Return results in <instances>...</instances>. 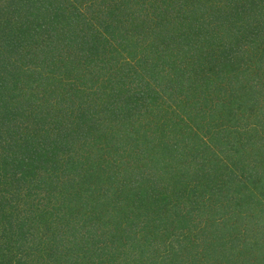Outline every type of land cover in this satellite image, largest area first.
<instances>
[{"label": "rangeland", "instance_id": "374dc122", "mask_svg": "<svg viewBox=\"0 0 264 264\" xmlns=\"http://www.w3.org/2000/svg\"><path fill=\"white\" fill-rule=\"evenodd\" d=\"M108 1L110 0H105V4ZM245 6L251 8L244 13L249 22L255 18L264 20V4H261V8L249 3ZM20 9L24 11V7ZM178 16L184 15L179 12ZM21 17L22 14H18L10 1L0 0V19L8 23V28L21 22ZM125 17H121L120 23L127 30L129 42L134 43L132 40L137 39L136 32L140 31V27L130 12ZM261 26L247 25V38L254 42L248 40L244 43L246 55L240 59L238 66L232 64L231 67H235L233 71H236L230 81H202L200 79L205 78L201 77L207 73L205 66L189 67L187 64L178 67L176 64L179 62H192L184 58H176L174 65L169 60L163 81L157 83L156 80H150L153 88L157 89V94L154 90V95L149 100H139L141 108L145 109L139 114L147 118L149 116L154 121L158 120L159 126L167 124L171 128H174L171 123L179 120L177 127L183 133L181 136L192 146L191 150L196 149L197 152L195 158H187L191 163L188 168L169 170L168 178L159 179L158 176L155 179L165 185V188L154 189L156 184L153 182L147 185L148 197L142 209L153 208L148 219L134 215L132 219L136 220V225H130L127 221L128 223H124L126 227L118 228L119 230L115 229V225L112 228H107V224L103 225L110 219L104 213L105 207L94 209L95 200L99 199L103 189L94 187L95 183L90 185L85 181L89 172L97 171L108 161L116 162L113 140L108 136V128H105L100 133L99 143L92 145L93 138L82 132L86 128L77 127L80 119L77 107L80 104L87 106L89 114L86 116H92L95 111L92 104L95 101L98 103L97 110L120 103L116 98L122 99L123 94L115 92L111 95V90L102 86L109 85V79H104V76L111 73L115 75L121 67L120 60H115L118 62L114 71L112 69L103 73L94 82V63L90 68L81 67L75 61L79 56L71 60V55H63L64 62L71 64L75 68L73 70L79 71L77 74L72 73V70L65 73L64 67L60 66L64 85L72 84L70 94L75 93L73 88L79 89L74 100L71 96L65 98L64 104L58 103L61 98L49 100V107L40 100L30 107L35 111L27 109L30 101H26L18 109L21 113L12 117L13 122L19 123L17 126L24 134V140L38 138L40 134L42 138L48 134V138L53 139L59 133L58 138L63 142H56L53 146L55 149L47 154L46 162L35 160V166L28 169L23 177L22 170L15 169V173L13 171L0 178V196L6 199L10 197L9 202H17L19 205L23 199L28 198L30 206L39 212V216L35 217L39 218V223L32 227L27 239L9 242L10 232L4 234L2 227L5 220L9 219L11 211L16 212L17 209L13 207L12 210V205L9 204L0 210V242L5 240L4 244L10 243L8 245L11 249L8 253L2 251L4 244L0 243V264H264V32L260 31ZM137 42L143 45L142 38ZM104 47L106 52L111 53L115 49L112 54L118 52L121 56L128 52L110 37L104 42ZM203 51L208 52V48ZM217 53L219 52L211 50L216 58ZM131 66L139 70V65L134 60ZM125 67L127 66L124 65L121 69L124 70ZM177 67L178 71L175 70ZM175 76L181 79L180 82L175 80L172 83V77ZM111 82L115 85V77ZM227 82L233 86L230 91L223 89L228 88ZM159 88H162L164 94L158 93ZM43 96L45 98L46 93ZM129 101L131 102V98ZM112 110L113 106L108 109L109 112ZM102 113L104 112L101 111V117ZM131 114H135L134 109ZM40 115L48 118L44 129L38 124ZM17 119L19 121H14ZM125 124L129 130L133 129L129 122L126 121ZM118 125L119 128L123 126V121H119ZM126 129H121L122 133ZM77 130L81 132L75 137L74 132ZM123 136L121 134L120 139ZM69 137L72 142L67 146ZM134 150L139 152L140 147L137 146ZM124 159L126 160L125 157ZM24 160L26 161L25 158ZM120 163L119 167H122L123 164ZM178 176L184 179L176 184ZM209 179L212 182L208 185ZM174 188H178L175 194ZM180 193L183 194L182 197H179ZM68 195L75 198L71 201V213H79L78 208L83 204L79 213L80 222L74 223L73 229L58 221L57 231L67 229L72 244H63L54 251V257L43 258L45 252L54 250L52 247L57 239L54 227L49 228L46 225L51 224L49 219L59 220L63 216L67 210L63 200ZM102 198L103 196L100 200ZM21 206L23 207L20 205V208ZM3 215L6 216L2 217ZM82 220L91 223L92 220L96 221L94 227L103 226L87 229L82 225ZM183 222L189 227L182 231L178 224ZM76 227L82 229L75 230ZM101 233L106 239L111 238L114 233L119 238L131 233L134 239L133 248H128V245L123 248L119 245L108 247L105 252L109 250L111 255L107 258V252L104 259V255L100 254L102 250L98 249L102 245L99 239ZM40 239L42 242H38ZM36 242L38 248L33 247ZM47 244L51 248L42 249V256L39 257L37 252Z\"/></svg>", "mask_w": 264, "mask_h": 264}, {"label": "trees", "instance_id": "16d2710c", "mask_svg": "<svg viewBox=\"0 0 264 264\" xmlns=\"http://www.w3.org/2000/svg\"><path fill=\"white\" fill-rule=\"evenodd\" d=\"M9 1L18 14H22V17L21 22L9 28L8 23L0 19V178L11 174L15 169H21L23 177L28 169L35 166V160L46 162L47 154L52 152L53 148L55 149L53 146L56 142L58 144L63 142L58 138L59 133L53 139H49L48 134L42 138L40 134L38 138L24 140L25 136L17 126L19 123L12 121V117L21 113L18 109L26 101H30L27 109L35 111L30 107L40 100L43 105L47 104V107H49V100L61 98L58 103L62 104L68 96L73 97L74 100L79 89L73 88L75 93L70 94L72 84L64 85L60 66L64 67L65 73L72 70V73L77 74L79 71L73 70L75 68L71 64L64 62L63 55H71V60L79 56V59L76 58L75 61L81 67L90 68L94 63L96 65L92 72L94 82L103 73L110 72L112 69L114 71L118 62L115 60L119 59L121 67L115 75L111 73L104 76V79H109L110 83L102 84V86L105 89L109 88L111 95L115 92L123 94L122 99L116 98L120 103L106 106V110V107H100L97 110L98 103L95 101L92 104L95 110L92 116H86L89 114L87 106L83 107L80 104L77 107L80 116L77 127L87 129V131L82 129V132L93 138L92 145L99 143L101 131L108 128V136L113 140V152L117 155L116 162L108 161L97 171L89 172L85 176V181L90 185L95 183L94 187L99 186L103 189L100 195L103 198L100 200L99 197L98 201L95 200L97 206L95 205L94 209L105 207V215L110 216V219L103 224H107V228L115 225V229H123L127 221L130 225H136V220L132 219L134 215L148 219L153 208L142 209L148 197L147 185L153 182L156 184L154 189L165 188V185L155 179L158 176L159 179L168 178L169 170L188 168L191 163L187 158H195L197 150L192 151V146H189V143L185 141L186 138L181 136L183 133L177 127L179 120L171 123L174 124V128L167 124L159 126L158 120L154 121L149 116L147 118L139 114L140 111H145L143 107L141 108L139 100L151 98L154 90L157 94V89L153 88L150 80H156L157 83L163 81L164 70L167 69L170 61L174 65L176 58L192 61H183V64L179 62L176 64L178 67L187 64L189 67L205 66L207 73L201 77L205 78L200 79L202 81L214 80L216 83L230 81L232 74L236 71H233L235 67H231L232 64L238 66L240 59L246 55L244 43L248 40L251 43L254 42L247 38V25H262L260 31L264 32V20L255 18L249 22L245 19L244 13L251 9L250 6L245 5L246 3L255 4L257 8H261L264 0H167L166 2L165 0H116V2L110 0L107 4L105 0ZM63 4L65 7H60ZM164 5L167 6L163 7ZM23 7L24 11L20 9ZM82 7L84 10H81ZM129 12L136 18L141 31L136 32L137 39L132 40L134 43L129 42L127 30L120 23L121 17H127ZM179 12H182L184 16H178ZM109 37L116 40L122 49L128 50L127 55L121 56L118 52L112 54L115 49L111 53L106 52L104 42ZM140 38L143 40L142 46L137 42ZM206 47L208 52L203 51ZM213 49L219 52L217 58L211 54ZM72 50L74 52H71ZM119 56L121 57L118 58ZM132 60L139 65V70L132 68ZM124 65L127 67L122 70ZM178 67L174 69L178 71ZM194 72L196 74V68ZM113 77L116 79L115 85L111 82ZM175 80L180 82L181 79L177 76L172 77V83ZM227 83L228 88L223 89L230 91V87L233 86H230V82ZM44 93H46L45 98ZM158 93L164 94L162 88L158 89ZM112 106L114 110L109 112L108 109ZM132 109L135 110L134 115L131 114ZM101 111L104 112L102 117ZM104 115L107 116L104 117ZM14 121L17 122L19 119ZM119 121H123L125 128L123 126L119 128ZM126 121L129 122L132 130L127 128ZM46 123H48L47 116L40 115L38 124H41L42 129ZM121 129H126V132L122 133ZM79 132L81 131L74 132L75 137ZM121 134H124L123 139L119 137ZM71 139L68 138L67 146L71 144ZM137 146L140 147L139 152L134 150ZM45 158L47 159L44 161ZM119 162L123 164L122 167H119ZM131 174L134 176L132 177ZM183 179L178 176L175 183L179 184ZM211 182L212 180L209 179L208 185ZM173 190L175 194L178 188ZM182 195L180 193L179 197ZM73 199L75 200L71 195L64 198L66 212L64 211L59 220L49 219L51 224L46 225L47 227H54L57 231L58 221H61L62 225L73 229L74 223L80 222L79 213L83 204H80V210L78 208L79 213H71ZM9 201L10 197L6 199L0 196V210L8 207L9 204L12 205L10 207L12 210L17 209L16 212L11 211L9 219L5 220V225L2 227L3 233L10 232L9 242L13 240L18 242L21 238L26 240L27 234L32 232V227L39 223V218L35 219L39 216V212L30 206L28 198L20 203L23 205L21 208L19 203ZM165 216L166 214L163 215ZM158 220L161 221L159 218ZM95 223L96 221L92 220V223L86 221L82 225H85L87 229L103 226L94 227ZM183 223L178 224L182 231L189 227L186 222ZM81 229L82 227L75 228V230ZM59 232L60 230L56 232L57 239L54 240L52 247L54 250L45 252L43 258L54 257V251L63 244H72L67 229ZM103 235V233L99 235L102 245L98 249L102 250L100 254L104 255V259L107 252V258L109 254L111 255L109 250L105 252L108 247L114 248L119 245L123 248L128 245V248H133L134 239L131 233H127L124 238L121 236L119 238L115 233L109 239L104 238ZM41 240L38 242H42ZM5 242L4 240L0 243L3 245ZM8 244L10 243L4 244L1 250L10 252ZM33 247L38 248V243H34ZM44 248H51V246L47 244L41 247L37 252L39 257L42 256L41 251Z\"/></svg>", "mask_w": 264, "mask_h": 264}]
</instances>
